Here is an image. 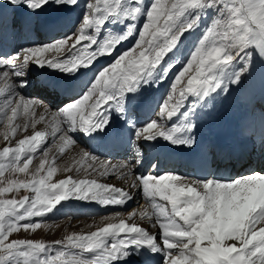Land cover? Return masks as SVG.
<instances>
[{"label": "snow or ice", "instance_id": "1", "mask_svg": "<svg viewBox=\"0 0 264 264\" xmlns=\"http://www.w3.org/2000/svg\"><path fill=\"white\" fill-rule=\"evenodd\" d=\"M5 4L10 15L5 13ZM81 6V0H0V34L6 29L26 36L56 33L63 28V18L50 16L49 10ZM82 7L80 21L70 31L53 34L48 42L33 41L11 54L0 53V77L5 81L0 96L7 93L3 118L13 134L20 127L13 124L18 114L26 117V129L35 128L47 113L63 153L77 143L73 133L106 138L122 135L121 129L111 127L115 113L132 129L130 144L138 160L145 142L163 139L174 146L196 144L198 113L210 98L221 94L227 98L257 82L264 93V0H86ZM109 24H121L123 30L115 32ZM130 37L133 47L118 51ZM190 37L196 39L185 53L184 42ZM46 53H52L51 58ZM102 57H111V63L94 70ZM32 65L63 73L67 81L78 78L83 70L93 75L81 87L63 85L65 103L50 111L39 98L20 94L29 85L25 77ZM164 80L170 81L165 97L154 116L138 126L131 111L141 103L137 95L141 86ZM39 84L61 87L43 74ZM37 107L43 113L38 120L31 119ZM237 135H242L239 129ZM259 135L264 147V119ZM44 137L45 132L35 131L19 140L15 150L5 147L0 157L11 152L10 165L15 167L23 153V164L16 169L23 173ZM233 145L234 140L228 138L215 144L216 156H232ZM81 152L82 159L99 162L100 176L112 174L109 169L125 168L128 172L122 178L133 174L128 163L107 165L88 150ZM47 157L45 150L37 172L44 169ZM88 167L97 171L92 163ZM55 171L50 166L46 176L18 185L30 187L34 196L19 202L0 200V264H126L132 255H141L142 249L158 254L161 264H264V169L230 180L182 177L174 172L136 175L132 187L142 193L152 211H134L127 221L121 218L88 234H72L50 243L10 240L21 227L26 231L40 228L41 222L30 218L44 217L64 201L108 207L123 206L133 199L129 191L95 179L69 177L49 183ZM12 185L9 181L8 187H0V194L11 191ZM4 206H8L7 213ZM137 216L158 232L139 226Z\"/></svg>", "mask_w": 264, "mask_h": 264}, {"label": "bare ground", "instance_id": "2", "mask_svg": "<svg viewBox=\"0 0 264 264\" xmlns=\"http://www.w3.org/2000/svg\"><path fill=\"white\" fill-rule=\"evenodd\" d=\"M4 10H5L6 14H9V15L11 14V9L8 7L7 4L4 5ZM62 12H64V13H62ZM49 13H51V14H49L50 16H52V15L53 16H60L63 18V28H62V30H63L64 26H68V24H69V20H68L69 18L68 17L70 15H75L76 10H73V9H68V11L67 10H65V11H63V10H60V11L51 10V11H49ZM65 30H66V28H65ZM40 32H41L43 42H46L47 40L51 39V37L48 36V33H51V32H44V31H40ZM115 32H117V31H115ZM4 34H6V30L3 32V34H0V35H4ZM37 34H38V32H37ZM100 38L103 39L102 34L100 35ZM6 42H4L0 45V53H8L9 52V50H7L8 48L6 49V45H5ZM125 42H123V44ZM18 43H19V41H18ZM51 55H52V53H46L45 54V56H47V58H49V57L51 58ZM33 66H34V68L32 67V70L30 68V74L32 73V76H33V78H31L32 83H30L32 85H29V87H27L28 92L31 91V88L33 89V91H36L37 89H40V88H42L46 92H47V90L48 91L52 90L51 92H54V94H53V97H51V99H50L51 102H48L46 104L44 103V105L49 107L50 111H52L51 108H55L57 106V104L64 102L65 100H63V98H61V96L58 94L59 88H57V89L49 88L48 89V88L40 86L39 81L42 78V74L44 76L50 77L51 80L52 81L54 80V82H56L57 84H60L61 89H63V85H66V84H70L71 86L77 87V88L81 87L84 84V82L87 81L90 78V76L92 75V71H90V74L87 77L86 73L89 70H83L81 73L78 74V78H76L72 81H67L65 79L63 73L56 72L50 68H39L35 65H33ZM157 92H158V90L148 89L147 91L144 90V92L142 93V96L140 99L141 103L137 107V111H139V114H140V117L138 118L139 122L142 121V114L149 111V109H150L149 107L151 105V102L155 101V100H157V98H159L157 96ZM253 100H250V101L249 100H245V101L239 100L240 102L237 103L238 105L234 106V108H232L227 113L224 121L223 120L221 121V116H219V117L217 115H216L217 117L211 116L210 108L205 109L204 107H202L200 112L198 113L199 125H198V128L195 130V133H194L197 137V143L196 144H194L192 147H186L184 145L174 146V145L166 142L163 139L159 140L158 142H155V141L145 142L143 144V146L139 148L142 151L141 159L144 158V161H145L151 155H155L154 160H152L153 163L150 167L149 172H152L153 174H158L159 172H161L160 170H162V169H160V170L157 169V166L159 164L162 166L163 162H166L169 160H176V161H178L176 167L183 168V164H185V162L188 161L190 157H193L196 159H205L206 155H205L204 151H205L206 147L212 146V148L214 149L213 157H215L214 158L215 166L219 167L223 171V169H229V167H231V166L229 165L228 159H226V161L224 160V158H226V157L218 158L216 156L215 152L217 150L214 147V145L218 144V143H222L225 138H228L229 140H234V145H233L234 154L241 151V152H244L245 154L248 155V157L244 163H245V165L249 166V168L247 170H244L243 165H240L239 167L236 168L235 175L231 176V177L228 175L226 177H223V176L221 177V172H218V174L215 175L213 172L207 171V174L204 175V178H217V179H222V180H230V179L237 178L240 176H245V175L251 173L253 169H256V170L264 169V147L261 146L260 135H259L261 127L259 130L255 128L256 127L255 117L253 118L251 113L249 112ZM140 105L144 106L142 109L143 112L140 111V107H141ZM41 113H43V110L42 111L40 110L38 112L37 116L33 119L38 120ZM44 115H45V119L43 121L45 123L47 122L48 125L52 124L53 122H52L51 116L47 113H45ZM192 119H193V121H196L197 116H193ZM134 121L135 120H133V122ZM111 127L114 130L115 129H121L122 135H120L119 137H115V138H106V137H104L103 134H99V135L93 134L92 136L85 135V137H87L89 139L88 144L85 145V150H88L92 154H94V155L100 157L101 159L105 160L107 165H119V164H123V163H128L130 165L132 164L131 165L132 172H134L135 168L140 167L139 168V175H140L143 162L141 164V161H140L139 162L140 166H139L138 162L133 164L129 160H125V161H122L120 159L113 160V158L115 156L118 157L119 154L123 153L127 149V147H129V143H130L129 138H130V135L132 133V129L128 126L126 120H122L120 118V116L115 114V113H113V121H112ZM39 128H42V127H39ZM39 128H34V129L37 130ZM238 129L242 133V135H237ZM40 131L45 132L44 141L46 139L48 140L49 139V137H47L48 132L45 130V128L40 129ZM253 132H255V135H253ZM210 142L212 143V145L209 144ZM43 143L44 142H42L41 145ZM112 145H115V147H113ZM74 148H76L75 152L78 155L75 156V155H72V152H70V153L68 152L67 153L68 158L65 159L64 161H63V159H61V162L57 164L56 171L58 173H60V176H62V175L64 176L65 174H68L66 177H70V175H72L71 173H74L73 171H77L79 169L80 173H78V177L81 176L83 179H85V178L87 179V176L89 174L88 172L90 171V170H88L89 163H92L96 167L97 173H99L100 171L103 170L100 168L98 161L89 162L86 158L82 159L81 150L83 148L81 146L76 145V146H74ZM120 150H122V151H120ZM55 153H56V151H55ZM255 153H256V155H255ZM58 154H60V152H58ZM55 157H58V156L55 155ZM40 158H43V156ZM64 158H66V156ZM254 158L257 159L256 164H254L255 163ZM50 159L51 158H49V161H50ZM210 159H207L204 162L209 163ZM40 160L41 159L34 160V161H37L36 163H33V161H32V165L30 166V169H32L33 172H35L37 170L39 163H40ZM46 161H48V157H47ZM153 165H155V167H153ZM162 168H163V166H162ZM179 168L174 169L173 172L176 174H179L182 177L196 178L193 176H189L188 169H187L186 174H184L183 172H180ZM85 169L87 171H85ZM109 171L111 173L113 172V173H118V175H122V173L126 174L128 172V169L127 168H125L123 170L117 169L115 171H113L112 169H109ZM170 171H164V173H168ZM136 175H138V174L133 173L131 175L132 179L134 178V180H135ZM97 177L100 178V181L102 180V184H108L106 182L105 178H103L101 176H93V177H91V179H94ZM63 180H65V179H63ZM113 186H115V185H113ZM125 186H126V189H125V187L124 188L120 187V188L123 190L129 191L133 195V199L128 201V203L123 205V206H110V209H112V207H115V208H120V210H118V212H113V214L110 215L109 219L100 220V219L96 218L95 220H93L94 222L90 225H94V223L100 224L101 222H103V223H109V222L118 223L119 219H121V218H123L127 221L128 214L131 212L135 211L138 213V212L144 211V210L152 211L151 208L149 207L148 201L143 197L141 192H139L136 188L132 187V185L129 186L126 184ZM118 188H119V186H118ZM157 202L163 203L162 201H159V200ZM167 207L170 208V204L167 205ZM80 209H83V208H80ZM123 209H125V210H123ZM83 211L85 212L86 208ZM117 213H119L121 215L116 216ZM139 221H142V223H139ZM128 222L130 223L131 221H128ZM135 222L139 226L145 227L146 229H148L150 227V229H152L153 232H158V228L153 229L152 225L149 221L142 220L139 218V216L136 217ZM178 222H180V221L178 220ZM141 253H142L141 255H136V254L132 255V258L128 259L126 264H143L141 259H143L146 255L151 256L154 254V253L149 252L145 249H142ZM151 262H152V259H151ZM158 263H159V261H158ZM159 264H161V261Z\"/></svg>", "mask_w": 264, "mask_h": 264}, {"label": "rangeland", "instance_id": "3", "mask_svg": "<svg viewBox=\"0 0 264 264\" xmlns=\"http://www.w3.org/2000/svg\"><path fill=\"white\" fill-rule=\"evenodd\" d=\"M84 3H86V0H81L82 6ZM82 6L80 8L73 9V10H76L75 15H70L69 17L67 16L69 18L68 19L69 24H68V26H64L63 32L70 31L77 23H79L80 18H81L82 13H83V7ZM49 11H51V10H49ZM63 11H65V10H63ZM62 13H64V12H62ZM49 14H51V13H49ZM70 23H72V24L70 25ZM108 27H110L113 31L115 30L117 32L118 31L120 32L123 30V25H121V24H109ZM65 28H66V30H65ZM61 31H58L56 33H48V36L51 37L53 34L58 36V33H60L59 35H62L63 32H61ZM102 32H101V34L104 37L105 33L103 32L104 33L103 34ZM196 35L198 36L199 33H197ZM36 36H38V34H35L32 36L33 39H35V42H43V41H40L39 39L36 40ZM27 38H29V37L26 36V39ZM195 39H196V37H190L187 41L184 42L185 48L183 51L185 53L192 47ZM49 40H47L46 42H48ZM7 44L8 43L6 42L5 43L6 49L8 48L7 50H9V52H11V48H9ZM27 44H29V41L21 40L20 48L27 46ZM133 45H134V38L130 37L129 40H127L124 44L120 45L119 51L129 49V48L133 47ZM14 52H12V53H14ZM114 55H115V53H114ZM110 63H111V57L100 58L99 62L94 65V70H99L102 66L108 65ZM32 67L34 68V66L33 65L31 66V70H32ZM177 67L179 68V65ZM89 74H90V71H88L86 73L87 77ZM92 75H93V72H92ZM31 78H33V76H32V73L30 74V70H29L28 76L25 77V79L29 82V85H32V84H30V83H32ZM87 81H85L84 83H86ZM53 82H54V80H53ZM169 82H170L169 80H164L160 83L149 82L148 84L141 86L139 93L137 94L140 97V99H141V96H142V93L144 92V90L147 91L148 89L158 90L159 93L157 92L158 93L157 96L159 98L156 101H154L155 105L153 107L152 112L148 116H146V118L142 122L138 123L137 124L138 126L140 124L147 123L148 120L152 116H154L155 109L158 107L159 103L162 102L163 98L165 97V95L167 93ZM29 85L27 87H29ZM0 87H5V81L2 77H0ZM27 87L20 89L21 95H23L25 97L39 98L40 100H42L43 104L51 102L50 99L52 97L51 96L52 90H50V91L47 90V92H46L42 88H40V89H37L36 91H33V89L31 88V91L28 92ZM6 95H7V93L4 94V96H6ZM4 96H0V152H2L5 147H9L10 149L15 150V148L18 146L19 140L25 139L27 136L33 135V133L35 131H40V129L45 128V130L48 132V133L46 132L48 135L47 137H49L48 140L46 139L44 141V143L38 147V151L36 153L32 154V161H33V163H36L37 161H34V160L41 159L40 157L43 156L44 151L48 150V161H46L44 169L39 171V172H37V171L33 172L32 169H30L32 162L29 164V168L25 172L22 173V172H19L18 170H16L19 167H21L23 164V161L25 159L23 153L21 154V161L15 167H12L10 165L11 152L8 154V156L0 157V165H3V175L0 176V187H8L9 181L13 182L12 190L9 192H5L3 194H0V200H16L17 202H19V201L23 200V198L26 196L27 197L34 196V193L32 192L30 187L26 188V187H20L18 185H20L21 183L22 184H31V183H34L36 180H39L42 176H46L47 175V169L50 166L56 169V166L58 163L61 162V159H63V161H64L65 159L68 158V154H67L68 152L69 153L72 152V155H75V156L78 155L75 152L76 148H74V146L79 145L83 149H85V145L88 144L89 139L87 137H85V135L83 133H73V136L76 139L77 143L74 145H70V146L66 147L65 151L63 153L58 154L59 146L61 145L62 142L59 141V134H56L55 136L52 135V130L55 127L54 123L48 125L47 122L45 123L44 121H40L39 123H37L35 125V128H39V127H42V128H39L36 130V129L32 128L31 126H29L28 128L25 129L23 127V125L25 123L26 117L22 114H18L17 119L15 121H13L14 125H16V124L20 125V127L17 128L15 134H13L11 132V128L7 124L6 118H3V112L5 111V107L3 104ZM239 100H241V101L253 100L249 112L251 113L253 118L255 117V120H256L255 121V123H256L255 128L259 130L261 127V121H262V119H264V93H262V91H261V86H260L259 82H257L251 89L233 92L231 95L227 96V98H225L223 94L216 96L214 98H210L208 100L207 104H205L203 107L205 109L210 108L211 116H214V117L221 116V121L222 120L224 121L227 113L232 108H234V106L238 105L237 103L240 102ZM64 103H65V101L57 104V106L55 108H51V110H55L56 108L62 107ZM134 107H136V106H133V108ZM133 108L131 111V117L134 119V118H136V113H137L136 111L137 110L136 109L134 110ZM40 110L42 111L43 108L42 107L35 108V116L32 117L31 119L35 118ZM9 115H10V112H9ZM178 118L179 117H177L176 119H178ZM31 119H29V124L31 123ZM6 133L8 136L7 139H5ZM24 147L27 148L28 145H25ZM55 151L57 154L55 153ZM120 151H122V150H120ZM139 151H140V157L137 160L135 153L132 150L131 144H130L129 147H127V149L123 153H121L122 156L121 155H119L118 157L115 156L113 158V160H115V159H120L122 161L129 160L133 164L138 162V165H139V162L141 161V164L143 162V165L141 168L142 170H141L140 175H146V174H148V172L150 170V167L152 165V161H150V163H146V160L144 161V158L141 159L142 151L140 149H139ZM55 155H57L58 157H55ZM65 156H66V158H64ZM49 158H51L50 161H49ZM256 161H257V159L256 160L254 159V162H255L254 164L257 163ZM139 168H135L133 173L139 175ZM88 170H90V171L88 172L89 174L87 176V179L91 180V177H93V176H100L99 173L92 172L91 168H88ZM73 172L74 173L70 172L72 174V175H70V177L73 180L83 179L81 176L78 177V173H80V171L77 170V171H73ZM170 172H173V171H170ZM161 173H164V171L159 172L158 174H161ZM67 175L68 174H65L64 176L63 175L60 176V173L55 171L53 173V176L51 177V179L48 182L49 183H59V181H61L63 179H68L69 177H66ZM101 177L105 178L106 182L109 185L113 184L116 187L119 186V188L125 187V189H126V186H125L126 184L131 186L133 181H134V178L132 179V176L123 175V179H122V175H118V173H113V172H112V174H107V175H104ZM94 179L98 183H102V180L100 181V178L97 177ZM4 207H5V212L7 213L8 206H4ZM80 208H83V209H80ZM85 208H86V211L84 212L83 210ZM125 209H123V210H125ZM17 210L22 211L23 209L17 208ZM118 210H120V208L112 207V209H110V206L105 207V206H102L101 204H99L97 202H87V201H82V200L71 199V200L62 202L61 205H57V208L54 209L53 212L47 213L44 217L30 218V219H32L33 222H41L40 228L36 229L35 231H33L31 229L26 231L21 227L19 229V231L13 232L10 235L9 239L10 240L11 239H32V240H40V241H43L45 243H50V242H53L56 240H64L65 237L72 235V234H88L92 231H96L98 228L103 227L105 224H107V223L101 222L100 224L94 223V225H90L94 222L93 220H95L96 218H98L100 220H106L105 217L109 218L110 215L113 214V212H118ZM139 223H142V221H139ZM148 230L152 231V229H150V227L148 228ZM131 258H132V256L129 259H131ZM159 263H160V257H159Z\"/></svg>", "mask_w": 264, "mask_h": 264}]
</instances>
